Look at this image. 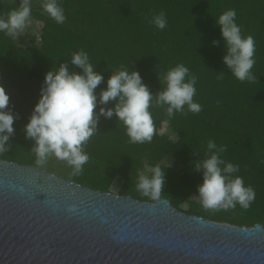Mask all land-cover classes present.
<instances>
[{
  "label": "trees",
  "instance_id": "1",
  "mask_svg": "<svg viewBox=\"0 0 264 264\" xmlns=\"http://www.w3.org/2000/svg\"><path fill=\"white\" fill-rule=\"evenodd\" d=\"M66 20L57 24L43 8L31 15L44 23L40 40L34 35L31 44L20 46L16 39L0 32V84L10 94V105L18 118L9 150L1 159L15 161L31 151L34 140L26 138L25 125L36 103L46 73L52 67L68 63L81 49L88 52L95 70L104 74L96 89L107 87L114 70L129 67L139 71L143 82L154 94L162 84V75L178 63L190 69L197 78L194 101L202 105L200 113H176L171 120L164 108L152 109L154 122L162 129L164 122L177 134L156 135L151 143L132 144L115 114L103 115L98 132L85 145L90 160L75 181L104 192H110L117 177L124 183L119 195L156 203L136 188L138 173L145 163L173 164L165 169V185L161 198L170 199L182 212L237 226L264 225V0H58ZM19 6L14 0H0V16ZM235 9L236 22L242 35L255 39V82L237 80L223 63L225 40L216 25L224 11ZM164 12L167 27L163 30L151 23L154 15ZM214 40L219 44H213ZM222 76V78H221ZM99 98V97H98ZM100 105L95 109L99 112ZM108 107H114L110 102ZM226 146L225 161L239 165L237 175L256 192L247 210L239 205L230 210H206L191 197L198 194L203 182L202 169L195 161L204 159L209 140ZM27 159V158H26ZM24 164L34 165V159ZM190 202L187 210L182 208Z\"/></svg>",
  "mask_w": 264,
  "mask_h": 264
},
{
  "label": "clouds",
  "instance_id": "2",
  "mask_svg": "<svg viewBox=\"0 0 264 264\" xmlns=\"http://www.w3.org/2000/svg\"><path fill=\"white\" fill-rule=\"evenodd\" d=\"M41 7L57 24L65 22V12L58 0H42ZM31 13L32 0H20L19 6L6 17L0 16V32L18 39L29 27ZM236 17V10L228 9L215 18L225 40L223 63L237 80L255 82L257 77L252 71L255 39L252 35H242ZM151 23L165 29L166 14L154 15ZM212 43L218 45L219 41ZM70 63L82 71H70L68 63L52 67L45 75L39 101L24 128L26 138L35 142L31 151L37 168L45 167L50 159L55 158L65 162L73 176L80 175L90 160L85 145L98 132L101 115L111 118L115 114L118 122L123 124L129 142L144 144L151 143L156 135H164L166 131V128H157L152 109L164 108L169 120L176 113L202 111V105L194 101L197 78L183 63L168 69L162 77L158 74L162 88L155 94L143 82L140 72L130 71L129 67L114 70L107 79V87L97 93L104 74L95 70L88 52L83 49L74 52ZM110 102H114V107H108ZM9 105L10 94L0 84V154L8 152V142L15 133L14 121L18 118V113H14ZM98 105L99 112H96ZM164 123L166 125L167 121ZM226 150V146H218L215 140L207 142L204 159L194 162L197 171L203 170V182L198 185L195 196L206 210L227 211L237 205L247 210L255 201V189L237 175L239 165L222 158ZM166 168L145 163L144 171L138 173L137 191L158 201L165 185ZM76 207L75 204L70 205L69 211Z\"/></svg>",
  "mask_w": 264,
  "mask_h": 264
},
{
  "label": "water",
  "instance_id": "3",
  "mask_svg": "<svg viewBox=\"0 0 264 264\" xmlns=\"http://www.w3.org/2000/svg\"><path fill=\"white\" fill-rule=\"evenodd\" d=\"M0 264H264V225L212 221L167 198L141 201L0 158Z\"/></svg>",
  "mask_w": 264,
  "mask_h": 264
},
{
  "label": "rangeland",
  "instance_id": "4",
  "mask_svg": "<svg viewBox=\"0 0 264 264\" xmlns=\"http://www.w3.org/2000/svg\"><path fill=\"white\" fill-rule=\"evenodd\" d=\"M14 1L18 2V4L20 3V0H14ZM41 4H42V0H32V10H37V9L42 8ZM43 25H44V23L42 21L37 19L35 16L31 15L29 27L25 30V32L23 34L20 35V37L18 39H16L17 44L20 46L30 45L31 39L34 35L37 37V39L39 41L41 29H42ZM162 128H166V131L164 133L165 135L167 134V135L171 136L173 139H176L178 137L177 134L171 130V128L169 127L168 124L165 125V123H164ZM25 153L26 154H22V156H20L19 158H16L15 161L24 165V164H27L28 162L30 163L31 162L30 160H32V158H33L34 159V165H32V166L36 167L35 155H29L27 152H25ZM171 161H172L171 159H166L164 162L166 164H170ZM39 169L45 170V171L50 172V173L57 174V175L64 177L68 180L75 181L74 180L75 177L72 175V170L66 165V163L62 162V161H57L55 158L50 159L48 164L45 167L39 168ZM123 183H124V179L120 176L117 177L116 180L114 181L112 187H111V191L115 194H119L120 187L122 186ZM195 195H197V194H195ZM195 195H193L191 197V200L198 201V197H196ZM189 206H190V202L188 201L182 205V208L187 210L189 208Z\"/></svg>",
  "mask_w": 264,
  "mask_h": 264
}]
</instances>
